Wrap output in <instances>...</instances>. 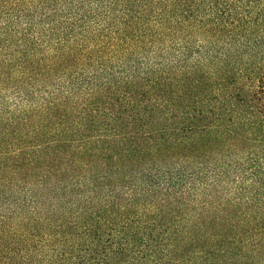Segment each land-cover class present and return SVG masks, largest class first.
<instances>
[{
    "label": "trees",
    "instance_id": "16d2710c",
    "mask_svg": "<svg viewBox=\"0 0 264 264\" xmlns=\"http://www.w3.org/2000/svg\"><path fill=\"white\" fill-rule=\"evenodd\" d=\"M0 264H264V0H0Z\"/></svg>",
    "mask_w": 264,
    "mask_h": 264
}]
</instances>
